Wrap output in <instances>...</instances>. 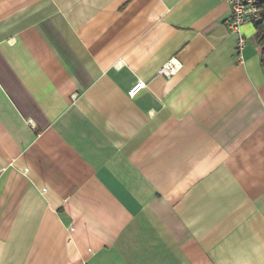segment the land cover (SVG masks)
<instances>
[{
	"label": "crops",
	"instance_id": "0c3cea01",
	"mask_svg": "<svg viewBox=\"0 0 264 264\" xmlns=\"http://www.w3.org/2000/svg\"><path fill=\"white\" fill-rule=\"evenodd\" d=\"M229 9L0 0V264H264V67Z\"/></svg>",
	"mask_w": 264,
	"mask_h": 264
},
{
	"label": "built area",
	"instance_id": "2783aa9c",
	"mask_svg": "<svg viewBox=\"0 0 264 264\" xmlns=\"http://www.w3.org/2000/svg\"><path fill=\"white\" fill-rule=\"evenodd\" d=\"M230 4L229 14L224 18V23L234 31L239 32L240 26L245 22H254L262 18L263 12L259 8L257 0H227ZM244 43V37L239 32L238 35V50L240 52L242 45ZM240 56V54H239ZM181 67V63L175 59L171 58L165 62L159 72L165 76L172 75L176 70ZM142 82H137L133 88V92H137L143 87Z\"/></svg>",
	"mask_w": 264,
	"mask_h": 264
},
{
	"label": "trees",
	"instance_id": "16d2710c",
	"mask_svg": "<svg viewBox=\"0 0 264 264\" xmlns=\"http://www.w3.org/2000/svg\"><path fill=\"white\" fill-rule=\"evenodd\" d=\"M260 10L263 12L262 18L255 20L254 26L256 29V37L261 46L260 60L264 67V0H257Z\"/></svg>",
	"mask_w": 264,
	"mask_h": 264
}]
</instances>
